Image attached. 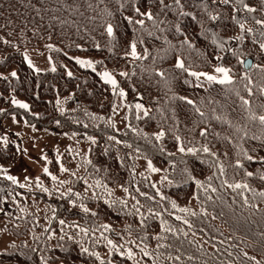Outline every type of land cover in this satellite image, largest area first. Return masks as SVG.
<instances>
[{"label": "trees", "instance_id": "1", "mask_svg": "<svg viewBox=\"0 0 264 264\" xmlns=\"http://www.w3.org/2000/svg\"><path fill=\"white\" fill-rule=\"evenodd\" d=\"M258 21L264 0H0V122L15 117L91 138L86 155L52 153L35 190L0 173V220L18 240L0 264H264V124L252 118L264 115ZM44 42L53 44L55 70H35L21 51ZM77 54L94 67H82ZM215 66L230 70V83L191 75ZM101 70L125 93L122 129L111 121L117 93ZM140 101L149 108L142 117ZM20 142L13 132L0 140V165L17 162ZM139 159L166 183L140 174Z\"/></svg>", "mask_w": 264, "mask_h": 264}, {"label": "rangeland", "instance_id": "2", "mask_svg": "<svg viewBox=\"0 0 264 264\" xmlns=\"http://www.w3.org/2000/svg\"><path fill=\"white\" fill-rule=\"evenodd\" d=\"M53 48V44L49 42L42 43L38 48L34 49H21L24 54L25 60L37 71L52 70L55 67V63L50 55V50ZM74 58L78 60L91 61L92 66H84L85 68H93V60L85 54H77ZM223 66H215L210 70L191 71V73H203L207 75L196 76L199 80L204 82H219L223 79V73L217 72L216 69ZM225 68V67H223ZM110 73L116 80L115 75L108 70L99 71L102 79L108 82L103 73ZM232 79L230 73H228ZM207 76H215V81H209ZM109 83V82H108ZM112 89L117 93V102L114 109L113 116L111 118L112 123L118 129H122L128 123L129 105L125 100L124 91L116 85L109 83ZM123 92L124 95L120 93ZM137 105H142V108H137V115L145 116V110L147 113L149 108L141 101ZM10 132L16 133L22 142H20V153L17 162L13 166L3 167L0 165V173L6 177H16L19 185H24L26 190H35L39 186V179L44 169L49 166V162L52 158V153H55L58 158H61L64 152H69L73 156L86 155L90 147V140L84 135L78 134H60L47 130H40L34 126L27 124L15 117H10L0 122V140L6 143L9 140ZM6 141V142H5ZM45 157L47 159H45ZM149 160H138V172L145 176H148L154 184L166 183L164 173L161 171H152L148 167ZM153 166V165H152ZM154 167V166H153ZM155 168V167H154ZM65 175L68 176L70 172L65 171ZM68 173V174H67ZM61 184L59 183L58 186ZM117 195H126L127 193L122 189L116 190ZM34 197H32L33 199ZM34 207L37 210L42 211L41 205L35 202ZM7 225L0 220V252H11L18 244V240L12 237L7 231Z\"/></svg>", "mask_w": 264, "mask_h": 264}, {"label": "snow or ice", "instance_id": "3", "mask_svg": "<svg viewBox=\"0 0 264 264\" xmlns=\"http://www.w3.org/2000/svg\"><path fill=\"white\" fill-rule=\"evenodd\" d=\"M224 2L227 3L228 0H224ZM160 3L163 4V0H160ZM177 3H179V0H177ZM248 10H249V11H255V9H252V8H249ZM136 11L139 13V12H140L139 8H137ZM141 15L146 16L149 20H153V19H154V17H153V15H152L151 12L141 13ZM212 18H213V19H216V17H212ZM128 19H129V22L131 23V22H132V21H131V18H128ZM136 23H138V24H140V25H143L144 21H143V20H138V21H136ZM258 23H264V22L258 21ZM241 27H243V25H241ZM106 30H107V32H108L109 35H112V34H113V27H112V25H110V24L107 25V29H106ZM262 47H264V45H262ZM131 49H132V55L135 56V55H136V45H135V43H133V44L131 45ZM77 62H78L79 64H81V65H84V66H89V67L92 66V62H91V61L78 60ZM177 67L184 68V63H183V61H179L178 64H177ZM53 70H55V69H53ZM216 71H217V72H220V73H223V79H221V80L219 81L221 84H224V83H230V82H231V78H230V76L228 75V73H229V71H230L229 69H227V68H223V67H220V68H217ZM12 75L15 76L16 73H12ZM69 75H71V73H69ZM122 75H127V73H123ZM160 75L163 76V73H160ZM191 75H193V76H199V75H207V74H203V73H195V72H193V73H191ZM103 76H104V78H105L109 83H111V84H113V85H116V80L111 76L110 73L105 72V73H103ZM207 79H208L209 81H215L217 78H216L215 76H207ZM120 94H121V95H124L123 92H121ZM188 103H192V101L189 100ZM244 103L247 104L248 101H245ZM21 106H22V107H27V105H21ZM136 107H137V108H142L143 106H142V105H137ZM197 111H199V110L197 109ZM145 115H147V110H145ZM201 115H203V113H201ZM252 118H253V119H258V120L261 122V124H264V115H260V116H258V117L253 116ZM201 135H202V136H203V135H206V130H205V131H202V132H201ZM163 136H164V133H163V132H160V133L157 134L156 138H157V139H161ZM89 139H91V138H89ZM110 139H111V138H110ZM177 139H179V137H177ZM5 142H6V141H5ZM93 142H95V141H93ZM178 150H179L180 152H182V153L185 152V148H184L183 146H180ZM187 151H189V152H195L196 150L190 148V149H188ZM203 151L207 153V152H210V149H209L208 147H204V148H203ZM213 155H215V154L213 153ZM45 159H47V158L45 157ZM247 159L252 160L253 157L248 156ZM241 166H242V165H241ZM148 167H149L152 171H154V172H155V171H159V169L154 168V167L152 166L151 161L148 162ZM221 170H223V169L221 168ZM44 171H45V173H48V169H47V168H45ZM64 171H67V169H64ZM49 174H50V173H49ZM247 175L252 176L253 173L248 172ZM52 178H53L54 180L56 179V177H52ZM260 178H261V179H264V175H262ZM7 179L10 180V181H12L13 183H17V179H16V177L8 176ZM165 179H166V178H165ZM209 179H211V178H209ZM197 183H200V182L197 181ZM20 186H21V187H24V185H20ZM234 187H236V188H241V187H243V188H247L248 185H247V184H243V185H242V184H236ZM44 191H47V189H44ZM125 191H127V189H125ZM213 191H215V189H213ZM259 195H260V196H264V192L259 193ZM173 207H175V205H173ZM83 210H84L85 212H88V211H89V209H87V208H84ZM180 211H182V212H190V210H189V209H186V208H182V209H180ZM191 214H192V215H195L196 213L191 212ZM177 219H180V217H177ZM60 223L63 224L64 221H60ZM184 223L187 224L188 221L185 220ZM105 227H107V226H105ZM82 231H85V232H86L87 230H83V229H82ZM165 231H173V229H171L170 227H167V226H166V227H165ZM184 235L186 236L187 233H184ZM155 238H156L157 240L161 239L160 236H157V237H155ZM108 244L111 245L113 248H116V247H117L115 244H113V242H112L111 240H108ZM83 251H84V252H88V249H84ZM141 251L143 252L144 256H149V255H150V253L147 252V251H145L144 249H141ZM93 255H97V254L93 253ZM121 255H125V253H121ZM126 255H127V257H128L129 259H135L134 253L132 252L131 249H128V250H127ZM137 264H139V262H137Z\"/></svg>", "mask_w": 264, "mask_h": 264}, {"label": "water", "instance_id": "4", "mask_svg": "<svg viewBox=\"0 0 264 264\" xmlns=\"http://www.w3.org/2000/svg\"><path fill=\"white\" fill-rule=\"evenodd\" d=\"M252 65H253V61H252L251 59H247V60L245 61V68H246L247 70L251 69Z\"/></svg>", "mask_w": 264, "mask_h": 264}]
</instances>
